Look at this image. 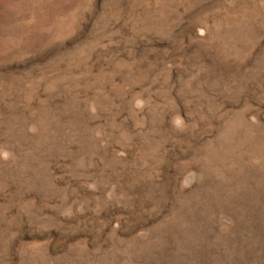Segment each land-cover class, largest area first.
Segmentation results:
<instances>
[{
  "label": "rangeland",
  "instance_id": "374dc122",
  "mask_svg": "<svg viewBox=\"0 0 264 264\" xmlns=\"http://www.w3.org/2000/svg\"><path fill=\"white\" fill-rule=\"evenodd\" d=\"M0 264H264V0H0Z\"/></svg>",
  "mask_w": 264,
  "mask_h": 264
}]
</instances>
